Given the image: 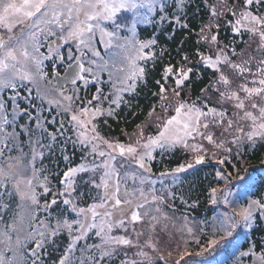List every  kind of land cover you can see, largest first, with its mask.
I'll use <instances>...</instances> for the list:
<instances>
[{
  "label": "snow or ice",
  "instance_id": "6c2138e0",
  "mask_svg": "<svg viewBox=\"0 0 264 264\" xmlns=\"http://www.w3.org/2000/svg\"><path fill=\"white\" fill-rule=\"evenodd\" d=\"M261 150L264 0H0V264H264Z\"/></svg>",
  "mask_w": 264,
  "mask_h": 264
},
{
  "label": "trees",
  "instance_id": "16d2710c",
  "mask_svg": "<svg viewBox=\"0 0 264 264\" xmlns=\"http://www.w3.org/2000/svg\"><path fill=\"white\" fill-rule=\"evenodd\" d=\"M145 106V111L141 113L139 116H137L135 119L131 117V115H127L125 117V120L121 122V124L117 127V131H119L120 127H127L129 131L132 130L134 125L136 123H139L141 120H143L147 114V105L144 101L141 102ZM127 121H131V123H127ZM234 163H237L236 161H233ZM245 169H247V172H245ZM154 170L159 171L160 165H155ZM233 172V176H237L239 174L240 176H245V180L241 181L239 179H234L232 182L233 186V192L236 191V193L233 195V199L235 200V197H237V193L240 195L244 194V185L245 184H254L255 187L251 188L249 190V194L252 192H255L257 195L260 193H264V150H261L259 152H256L254 154H251L243 159H241L237 163V169H229ZM185 188L187 185L184 186ZM201 190L205 189L207 187V182L201 184ZM179 190V189H178ZM200 206L195 210V212L189 211V217L192 219L193 217L198 220H211V217L214 215H217L220 211H222L223 206L221 205H211L208 203V193L206 191H202V194L200 195ZM177 207L179 211L176 214H181L184 212V208L182 205H180L179 201H177ZM225 207V206H224ZM175 214V215H176ZM179 214V215H180ZM207 231V230H206ZM207 238V235L202 238L201 243L204 242V239ZM196 245L195 243H190L189 248L191 245ZM197 246V245H196ZM195 255H191L188 259L191 260V257H194ZM196 257V256H195ZM198 257V256H197Z\"/></svg>",
  "mask_w": 264,
  "mask_h": 264
},
{
  "label": "rangeland",
  "instance_id": "374dc122",
  "mask_svg": "<svg viewBox=\"0 0 264 264\" xmlns=\"http://www.w3.org/2000/svg\"><path fill=\"white\" fill-rule=\"evenodd\" d=\"M235 193L236 191H234V194ZM236 195L237 197H235V200L243 199V195H240L239 193ZM222 210H226V208L223 206ZM179 214H176V216H180ZM199 250V247L194 244L191 245L190 248L188 247V251L196 256L191 257V264H230V260L232 258L230 255L231 252H229L232 250L231 243L221 245L216 251L205 253L204 255L197 257L195 253H197Z\"/></svg>",
  "mask_w": 264,
  "mask_h": 264
}]
</instances>
